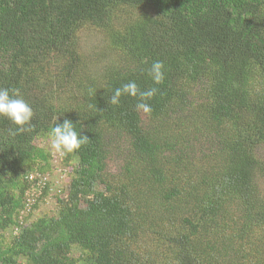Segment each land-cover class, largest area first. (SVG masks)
I'll return each mask as SVG.
<instances>
[{"label": "trees", "instance_id": "trees-1", "mask_svg": "<svg viewBox=\"0 0 264 264\" xmlns=\"http://www.w3.org/2000/svg\"><path fill=\"white\" fill-rule=\"evenodd\" d=\"M126 7L121 63L80 85L81 27ZM132 81L158 89L150 114L108 103ZM0 88L34 112L15 136L0 117V264H264V0H0ZM64 120L89 141L27 208L53 168L37 139Z\"/></svg>", "mask_w": 264, "mask_h": 264}, {"label": "rangeland", "instance_id": "rangeland-1", "mask_svg": "<svg viewBox=\"0 0 264 264\" xmlns=\"http://www.w3.org/2000/svg\"><path fill=\"white\" fill-rule=\"evenodd\" d=\"M148 12V19L155 20L157 17L153 12ZM139 10L132 9L129 7L123 8L122 14L118 13L113 22H108L107 27L111 28L110 33L105 34L100 28H95L92 25H85L81 27L78 35V46L77 52L80 54L81 61V74L79 78V84L85 85L87 82L92 81L96 85L104 87V78L106 71L111 68L114 64H119L122 61L123 53L121 51V45H115L116 41H112V35L116 40L118 34H122L127 28L134 22L138 17ZM72 86V85H71ZM37 146L49 152L52 156L50 162L53 165L52 172L49 174V181L51 182V188L53 192L55 189L65 186L67 171L63 168V164L59 163V158L65 154L54 153L51 149V138L45 137L37 139ZM259 150L261 155L264 154V147ZM117 162V163H116ZM38 163L34 164V167ZM113 164L119 169L120 161H113ZM262 183V182H261ZM66 188V187H65ZM57 202L50 199L45 204H41V207L35 211L33 220H37L44 215H56ZM9 239L12 237L11 234H7Z\"/></svg>", "mask_w": 264, "mask_h": 264}, {"label": "clouds", "instance_id": "clouds-1", "mask_svg": "<svg viewBox=\"0 0 264 264\" xmlns=\"http://www.w3.org/2000/svg\"><path fill=\"white\" fill-rule=\"evenodd\" d=\"M164 64L156 61L149 70V75L156 85L163 83L165 79ZM158 92L156 87L142 91L136 82L132 81L116 88L108 99V103L118 106L123 96L138 98L136 110L150 114L152 108L147 101L152 99ZM34 112L28 102L19 94L18 90L0 88V117L7 118L15 127L10 134L15 136L30 130ZM51 149L54 153L72 154L85 145L89 138L78 133L75 124L71 120H64L63 123L56 122L50 131Z\"/></svg>", "mask_w": 264, "mask_h": 264}, {"label": "built area", "instance_id": "built-area-1", "mask_svg": "<svg viewBox=\"0 0 264 264\" xmlns=\"http://www.w3.org/2000/svg\"><path fill=\"white\" fill-rule=\"evenodd\" d=\"M31 179H33V177H31ZM46 181H49V175L45 176L44 178L41 177L40 181H38V183L36 184L38 190L33 189L32 193H28V195H29V198H28L29 205H28L27 208H29L32 204L36 203L37 198L42 193V188L46 185ZM20 224L22 225V219H21Z\"/></svg>", "mask_w": 264, "mask_h": 264}]
</instances>
